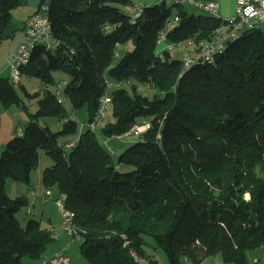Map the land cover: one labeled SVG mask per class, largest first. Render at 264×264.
<instances>
[{"label": "trees", "instance_id": "obj_1", "mask_svg": "<svg viewBox=\"0 0 264 264\" xmlns=\"http://www.w3.org/2000/svg\"><path fill=\"white\" fill-rule=\"evenodd\" d=\"M133 1L42 0L35 6L37 12L48 5L50 31L60 42L34 46L25 71L40 78V87L30 92L19 84L39 107L0 153V264L38 260L55 239L39 219L21 224L18 212L29 198L6 189L9 180L31 185L41 149L53 160L42 183L59 189L91 264H156L143 246L148 237L165 251L166 264H201L217 254L227 264H264V30L244 28L214 61L185 67L187 52L212 39L222 18L160 0L144 3L134 19L122 9ZM26 2L0 0V43L10 36L14 10ZM176 15L166 38L182 43L174 48L183 47V57L174 48L157 52L161 31ZM129 42L132 48L120 53ZM56 70L70 79L58 84ZM16 83L0 74V103L28 110ZM104 94L114 115L101 128L107 139L149 123L116 160L95 130ZM82 107L84 131L74 115ZM49 116L60 129L42 123ZM62 135H78L69 151ZM256 248L262 256L255 262L247 250Z\"/></svg>", "mask_w": 264, "mask_h": 264}, {"label": "rangeland", "instance_id": "obj_2", "mask_svg": "<svg viewBox=\"0 0 264 264\" xmlns=\"http://www.w3.org/2000/svg\"><path fill=\"white\" fill-rule=\"evenodd\" d=\"M141 1H143L144 3H155L156 1H160V0H141ZM168 4L173 5L174 3H173V1H170V2H168ZM185 6H186V9L190 13L199 14V13H206L207 12L203 9L193 7L189 3H186ZM122 9L129 14H133V11H134V8H129V7H123ZM21 10H22V6H19L14 10L12 27L16 28L15 32L11 33L10 36L3 38L1 43H0V73L2 72L5 74H9V75L11 73L10 67H9L8 57L12 51H10V53L8 51L12 47H14V45L17 43L18 39L20 38L21 34L24 31L23 26L25 23L26 15L23 14L21 12ZM175 10H176V7L173 6V12H175ZM234 14H235V12H234ZM261 27L264 30V22L261 23ZM45 43H47L48 45H55L56 39L53 37H50V38L45 40ZM132 46H133L132 43L129 42L126 47H120L119 52L124 53L127 49H131ZM188 47L190 50L193 49L192 46H188ZM172 51L174 54H176L180 57H183L185 54L183 47H176ZM117 58H118V56H116L113 64L116 63ZM54 76H55V79L58 82V84L62 83L63 81H67L70 79V76L68 75V73L60 71V70L54 71ZM10 78H11V76H10ZM27 79H28V76L26 73V78L21 82H25L27 89L30 92L37 91L38 88L40 87V82H41L40 78L37 76H30V78L28 80ZM19 83L20 82L16 83V87H17L20 95L24 99L25 103L28 106V110H26L24 108L21 109L24 116H23V118H20V119H21V123L24 124L31 119L30 113H35L37 111L39 105H38V98H35V97L30 98L25 93L24 89L20 86ZM58 87H59V85H58ZM140 88L146 94H152L153 93V89H151L148 86H141ZM110 91H111V88L108 89L109 93H110ZM61 92H62V89L59 87V91H58L59 96L61 95ZM67 107L70 108L71 105L67 104ZM74 115L80 123L81 131H84L85 129H87L88 128V122H87L88 112H87L86 107L78 108ZM142 119H146V118H142ZM113 120H114V115L112 112V107L110 106L109 109L106 110V113L96 123L97 125H95V130L97 132L99 139L102 141V143L107 144L108 147H112L115 150L114 151V158L116 160L117 156L122 151H124V149H126V147H128L132 142L137 140L139 135L134 133V134H130V135H124L120 138L119 137H110V138H108V140H109V143H108L107 138L103 135V133L101 131V128L105 123H107L109 121H113ZM42 123L43 124L49 123L53 127L54 130L61 128V125L57 122L56 118L52 117V116L44 118L42 120ZM77 137H78V135H74V136L62 135V136H60L59 141H60V144L64 145L65 149L67 151H69L71 148L70 147L71 143L69 141H72V139L76 140ZM72 144H74V142ZM51 164H53L52 158L46 153L45 149H41L40 150L39 166H38V168H36L32 172V186H34L33 188H37V184L39 181V180H37L38 175L40 173H42L44 171V169L46 167L50 166ZM9 182H17V184H23L25 189L29 188V185H27L26 183H23V182H19L16 180H11V181L9 180ZM8 184L6 185L7 192H9V193L14 192L15 191L14 184L13 183H11L10 185H8ZM41 189H42V193H40V196L44 195L43 192H46L47 188L44 185H41ZM38 191H39V189L37 190V192ZM30 196H31L30 198H33L31 194H30ZM37 196L38 195H36V197ZM45 196H46L48 201L43 202L42 197H41L40 201H36L35 205H33L32 200H30V203L28 205H25L18 212V218H19V220L23 226L26 225V223L29 221V219L36 218V219L41 220L42 224L44 226L50 227L54 231L55 239L49 243V245L45 249L44 253L42 254V257L40 259H38L37 263L47 259L48 255L51 253H54V252L57 253L56 251H62L64 253V255H66L70 258L69 264H91L89 262V260L83 255L82 250H81L83 238L78 234L77 235L71 234L69 232V230L67 229L66 220H65L63 210L60 208V206L57 202L58 199L62 198V194L60 193L59 189L57 187H55V188H53V191H51L50 194H47V195L45 194ZM29 209L32 212H28ZM148 240H149V244H145V243L143 244L146 254L150 257V259L157 260L156 264H166L167 256H166L165 251L159 247H156L155 243L151 237H148ZM247 254L251 258L254 256H262V250L260 248L247 250ZM53 255L54 254H51L49 256V258ZM148 261H149V259H146V260L144 259L142 261V264H148ZM23 264H34V261L31 259V257L25 256L23 258ZM202 264H227V263H225L223 261L220 254H217V255L207 256L203 260Z\"/></svg>", "mask_w": 264, "mask_h": 264}, {"label": "built area", "instance_id": "obj_3", "mask_svg": "<svg viewBox=\"0 0 264 264\" xmlns=\"http://www.w3.org/2000/svg\"><path fill=\"white\" fill-rule=\"evenodd\" d=\"M167 2L173 1L180 4L189 3L193 7L203 9L213 15L219 16V3L216 1L204 2L202 0H165ZM134 6L136 8L133 12V18L137 19L143 12L144 2L141 0H134ZM48 5L45 3L40 11H37L29 16L26 22V34L22 39L19 46L9 54L8 61L10 67L11 79L15 82H21L26 78L25 66L29 63L32 50L34 46L39 42H45L46 39L52 37L50 28L51 22L47 14ZM222 18V17H221ZM179 22V16H174L167 22V27L161 31L159 36L160 42L166 43V48L173 49L176 45L182 43H169L167 41V30L174 27ZM264 22V0H235V14L229 18H222L220 27L216 30L215 36L210 40L202 41L199 49L196 53L189 54L187 52L185 56V67H189L192 63L198 60L202 61H214L218 54L222 53L227 48V42L231 39L237 38L244 28H252L255 26H261ZM60 40H56L59 43ZM193 42L192 39L187 41ZM47 44V43H46ZM109 83V82H108ZM112 85V83H110ZM111 106L110 97L108 94H104L101 98V104L99 112L96 116V120L101 118L106 110ZM94 126V123H92ZM149 126L148 122L141 125L137 124L127 132L125 135L139 134ZM21 131V130H20ZM119 137H122L121 135ZM34 193V191H32ZM60 208L63 210L67 229L71 234H78L77 228L73 223V213L64 211L62 200H58ZM131 253L136 259H140L136 250L131 249ZM69 257L63 255L61 252L55 253L48 259H45L37 264H68ZM255 262L257 258L253 259ZM193 264V263H187ZM202 264V263H201Z\"/></svg>", "mask_w": 264, "mask_h": 264}, {"label": "crops", "instance_id": "obj_4", "mask_svg": "<svg viewBox=\"0 0 264 264\" xmlns=\"http://www.w3.org/2000/svg\"><path fill=\"white\" fill-rule=\"evenodd\" d=\"M204 2H209V1H216L219 3V16L222 18H229L232 17L234 15L235 12V0H202ZM136 10V8H134V11ZM36 11V7L35 6H29L27 4V2L25 4L22 5V10L21 12L23 14L26 15V19H25V23H24V31L26 30V22L27 19L29 18V16L31 14H33V12ZM133 11V12H134ZM16 28L12 27V23L8 26L7 28V33L11 34L13 32H15ZM21 34L20 38L18 39L17 43L14 45V47H12L8 52L10 53V51H13L14 49L17 48V46L21 43V40L24 38L26 31ZM166 43L165 42H158L157 45V52L162 51L163 49L166 48ZM8 53V54H9ZM3 76L4 75H9V74H5V73H0ZM29 79V78H28ZM27 79V80H28ZM25 83V82H23ZM23 107L21 106H16L13 105L11 107H4L3 104L0 103V153L3 150V148L5 147V144L7 143L8 140H10V138L14 137L15 135H17L18 133H21L24 130L23 123H21V119L23 118L24 114L22 112ZM19 130V131H18ZM22 130V131H20ZM18 132V133H17ZM75 139H73L72 141H69L70 143H75ZM108 143L109 140L107 139ZM113 152L115 151L112 147H110ZM43 173V172H42ZM42 173H40L37 177L38 184H37V188H33L34 186H32V182L31 185L29 186V188L25 189L23 184H17V182H7L8 185H10L11 183L14 184L15 186V191L9 193V195L11 196H17V195H26L29 198V201L32 200V204L35 205L36 201H40V198L42 197V201L46 202L48 201L45 194H50L51 191H53V188L51 190H46V192H43L44 195L40 196V193H42V189H41V185H43L42 183ZM11 181V180H10ZM28 187V186H27ZM39 189V191L37 192V190ZM32 191H34V193H32ZM26 193V194H25ZM30 194L32 195L33 198H30ZM36 195H38L36 197ZM50 196V195H49ZM58 202V201H57ZM48 203V202H47ZM28 212H32L30 209L28 210ZM44 214V213H43ZM61 252L63 255L64 253L62 251H56ZM51 254H55L51 253ZM49 254L47 259L49 258V256L51 255ZM254 258H257L256 256H254ZM34 261V264H37L38 260L31 258ZM70 259V258H69ZM70 261V260H69ZM184 264L190 263L189 260H185ZM69 264V263H68Z\"/></svg>", "mask_w": 264, "mask_h": 264}, {"label": "water", "instance_id": "obj_5", "mask_svg": "<svg viewBox=\"0 0 264 264\" xmlns=\"http://www.w3.org/2000/svg\"><path fill=\"white\" fill-rule=\"evenodd\" d=\"M29 6H38L42 0H26Z\"/></svg>", "mask_w": 264, "mask_h": 264}]
</instances>
